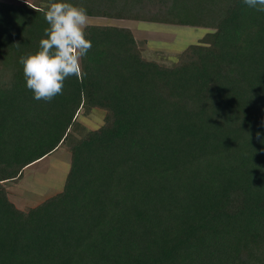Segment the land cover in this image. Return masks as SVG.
Listing matches in <instances>:
<instances>
[{
  "label": "trees",
  "instance_id": "trees-1",
  "mask_svg": "<svg viewBox=\"0 0 264 264\" xmlns=\"http://www.w3.org/2000/svg\"><path fill=\"white\" fill-rule=\"evenodd\" d=\"M50 2L0 1V264H264V12L243 0H68L93 18L209 32L164 66L129 29L89 25L82 77L45 102L20 59L46 38ZM94 109L103 124L86 130L77 113ZM60 145L62 191L17 209L3 184Z\"/></svg>",
  "mask_w": 264,
  "mask_h": 264
},
{
  "label": "rangeland",
  "instance_id": "rangeland-1",
  "mask_svg": "<svg viewBox=\"0 0 264 264\" xmlns=\"http://www.w3.org/2000/svg\"><path fill=\"white\" fill-rule=\"evenodd\" d=\"M6 3L24 2L38 5L40 0H0ZM89 25H111L129 29L145 60L164 66L173 65L177 57L190 45L200 43L209 32L196 27L145 23L130 20H111L90 17ZM104 111L94 109L88 115L79 111L78 124L86 130L98 129L103 124ZM70 167V155L65 145L23 170L19 182L4 183L9 201L19 210L34 208L60 193Z\"/></svg>",
  "mask_w": 264,
  "mask_h": 264
},
{
  "label": "clouds",
  "instance_id": "clouds-1",
  "mask_svg": "<svg viewBox=\"0 0 264 264\" xmlns=\"http://www.w3.org/2000/svg\"><path fill=\"white\" fill-rule=\"evenodd\" d=\"M243 3L264 12V0H243ZM45 20L49 25L44 30L46 38L40 40L35 54L21 57L20 63L34 99L51 102L63 94L67 78L82 77L81 60L91 50L92 42L86 38L90 16L83 6L68 0H51ZM257 138H260L259 133Z\"/></svg>",
  "mask_w": 264,
  "mask_h": 264
},
{
  "label": "crops",
  "instance_id": "crops-1",
  "mask_svg": "<svg viewBox=\"0 0 264 264\" xmlns=\"http://www.w3.org/2000/svg\"><path fill=\"white\" fill-rule=\"evenodd\" d=\"M45 158H47V157H45ZM41 161V160H40ZM40 161H38V162H40ZM30 167V166H29Z\"/></svg>",
  "mask_w": 264,
  "mask_h": 264
}]
</instances>
